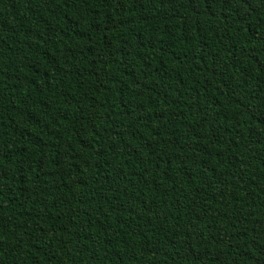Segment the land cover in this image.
Segmentation results:
<instances>
[{
	"label": "trees",
	"instance_id": "trees-1",
	"mask_svg": "<svg viewBox=\"0 0 264 264\" xmlns=\"http://www.w3.org/2000/svg\"><path fill=\"white\" fill-rule=\"evenodd\" d=\"M0 264H264V0H0Z\"/></svg>",
	"mask_w": 264,
	"mask_h": 264
}]
</instances>
